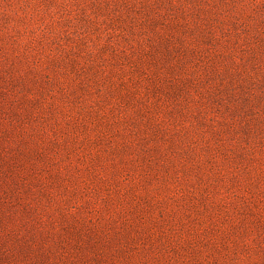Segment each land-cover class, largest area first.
<instances>
[{"label":"rangeland","instance_id":"1","mask_svg":"<svg viewBox=\"0 0 264 264\" xmlns=\"http://www.w3.org/2000/svg\"><path fill=\"white\" fill-rule=\"evenodd\" d=\"M0 264H264V0H0Z\"/></svg>","mask_w":264,"mask_h":264}]
</instances>
